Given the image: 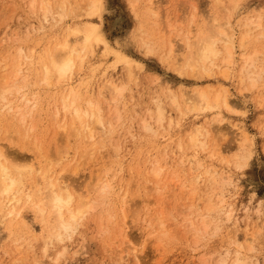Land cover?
Masks as SVG:
<instances>
[{
  "label": "rangeland",
  "instance_id": "rangeland-1",
  "mask_svg": "<svg viewBox=\"0 0 264 264\" xmlns=\"http://www.w3.org/2000/svg\"><path fill=\"white\" fill-rule=\"evenodd\" d=\"M220 1L227 10L232 2L234 5L229 9L232 18L224 20L233 27L234 57L225 66L227 55L220 45L221 56L216 60V66L219 62L218 66L228 68L225 78L218 68L209 75L198 71L200 77L174 69L187 54L179 36L190 30L194 41L205 30L210 14L216 11L225 16L222 9H214V0H104L100 20L76 10V0H71L62 20L60 14L55 16L60 11L54 3V15L47 21L38 8H30L31 0H0V91L10 92L7 97L0 94L6 99H0L1 146L11 155V163L16 159L13 164L34 166L32 175H26L30 177L24 182L26 193L36 185V168L41 165L51 176H60L64 185L69 184L70 193L74 190L78 198L89 196L92 206L61 241H50L49 233L56 229L50 222L42 224L32 210L24 209V219L13 222L0 215V264H235L238 259L241 264H264V0ZM258 17L263 28L254 29L252 36L247 33L250 40L240 49L247 31L242 25ZM97 24L105 39L85 54L83 66L66 80L55 75L50 86L41 83V63L51 45L66 37L74 38L70 40L75 43L78 36L68 33L70 27L87 32ZM170 40L175 46L171 55L167 52ZM148 42L155 44L151 55L145 47ZM21 48L24 53L20 56ZM119 55L131 65L116 63ZM250 55L256 57L254 68L263 70L261 78L253 76L257 78L254 88L249 73L242 70L243 57ZM18 56L22 68L16 81L12 73ZM254 68L249 72L256 71ZM105 84L121 88L115 100L110 90L100 95ZM4 85L8 86L5 90ZM72 86L84 95L82 105L90 96L94 102L98 99L102 110L106 127L94 125L93 144L86 132H77L78 122L71 125L70 115L60 112L56 116L62 94ZM197 88L207 94L209 106L188 113L182 94ZM222 89L236 104L233 112L212 103L213 95ZM171 94L178 97L179 111L170 101ZM24 96L38 107L31 110L22 100ZM7 102L25 112V120L18 121V133L12 135L14 140L5 138L4 124L11 122L3 108ZM160 103L161 121L157 114ZM218 115L220 122L212 126ZM63 124H70L66 131ZM199 126L209 127L211 133L200 138L205 149L189 144V135ZM207 168L215 171L216 179L207 177ZM103 182L108 184L105 195L100 192ZM208 194L214 203L206 210ZM189 198L190 205L185 203ZM124 230L129 240L123 237Z\"/></svg>",
  "mask_w": 264,
  "mask_h": 264
},
{
  "label": "bare ground",
  "instance_id": "bare-ground-1",
  "mask_svg": "<svg viewBox=\"0 0 264 264\" xmlns=\"http://www.w3.org/2000/svg\"><path fill=\"white\" fill-rule=\"evenodd\" d=\"M214 2H215L214 9H216V7H217V9H220V10L222 9V11L224 12L225 16L222 17V15L219 14V13L217 14L216 11L213 12L212 14H210L208 23L206 25H204L205 26V30L201 27L203 29V31H202V29H201L202 32L199 31L200 34H198L197 37H195L196 39H194V41H192V39L190 37L192 32L190 30H188L187 32L184 30L185 32H184L183 35L179 36L180 39L178 40V42H181V43L184 42L185 48L183 46L182 47H183V49H185L187 54H186L185 57H183V59L178 61L177 65L175 64V68L174 69L175 70H179L178 72L182 71L184 73L190 74L192 77H197V75H198L197 72L198 71H201L202 74L204 72L207 75H209V73L211 74V71H213L216 68H218V70L220 71L219 72L220 75H222L224 78L228 77L227 76V74L229 73L228 72V68L227 67L218 66L219 62H218V65L216 66V62H217L216 60H218V57L220 55V50H219L220 45H222V47L224 48L223 50L225 51V53L227 55L225 60H224L225 66L226 65H230L232 63V60H233V57H234V49H235V41H234V39L235 38H233L234 37L233 27H232L231 21L230 22H229V20L227 22L224 21V20L228 19L229 16H231V12L232 11L230 10L231 11L230 12L229 9H233V8H230V7L231 6L234 7V5H232L233 2L231 3V6H229L230 5L229 4L228 5L229 9L227 10V9H225L223 7L224 3L222 1L214 0ZM54 3L55 4L58 3L57 6L59 7V11H60V13L56 12L55 16L56 15L58 16L60 14V20H62L63 19V14L66 11L69 10L68 9L69 8L68 7V3H71V0H61V1L60 0H31V4H29V5H31L30 8L31 7L36 8V9L38 8V10H40L43 13L44 19L47 21L49 17L54 15V13H52V7H53ZM75 3H76V10L77 9H81L80 12L84 11L87 14H90L91 16L96 17L99 20L101 19L102 13H103V10H104V6H105L104 5V0H76ZM132 8L134 9V3L132 4ZM220 10H218V11H220ZM134 12L137 15V12L136 11H134ZM71 15H73V14H71ZM57 18H59V17H57ZM231 18H232V16H231ZM262 28H263V25H262V19L261 18L257 19V21H255V19H254V21L253 20H249L246 23H244L242 25L241 29H245L247 31L245 32L246 35H242V39L240 40L241 43L239 42L240 43V45H239L240 49L244 48L246 46L247 41L250 38V37L248 38L249 34H247V33L251 32V36H252V31L254 29L258 30V29H262ZM82 31H81V29L78 30V29H76L74 27L68 28V33L69 34H71L73 36H78L77 38H75V43H77V44H75L74 41L70 40V38H72V37H70V38L66 37V39L64 41L58 42V43L54 44L53 46L51 45V47L48 49V57H47V59L41 63L42 64L41 65L42 74H43V76L40 78V82L41 83H44V85L47 84V86L48 85L50 86V84H52V81L56 80V79L53 80L55 75L58 77L57 79L61 80L62 78H65V80H66V77L69 74L73 73L76 69H80V66L81 67L83 66V64L85 62V58H84L85 54L87 52L93 50L95 47L99 46L101 43L104 42L105 36L103 35L102 30H101V26L99 24L92 25V26L88 27L87 28V32H84V31L82 32ZM261 35H263V34L261 33ZM72 39H74V38H72ZM145 41H144V44H145ZM55 42H57V41H55ZM169 42H170V50L167 51V52L171 55L174 52V50H175V46H174L172 40H170ZM142 47H144V46H142ZM145 47H147L146 50H147V54L148 55H151V54L155 53L154 52V50H155V44L154 43L148 42L145 45ZM23 53H24V48H21V50L19 52V55L20 54L22 55ZM32 53H34V52H32ZM255 55H257V53H255ZM20 56H18L19 60L16 61L17 62L16 65L13 66L14 73H12V75L14 74L13 75L14 77H12V78L13 79L15 78L16 81H17L16 78H18L17 74L20 73V71H21L20 69L22 68V67L20 68V65H19L20 64L19 62L21 60ZM253 56L254 55L243 57L244 58V66L242 68L243 71H247L249 73L248 75H249V79L251 81V87L252 88H254L256 86L257 78H261V74L263 72L262 69H261V72H259L258 68H256V69L254 68L255 67V61H254L253 58L255 56L254 57ZM31 59L32 58H30L28 60H31ZM255 59H256V57H255ZM24 60H27L26 57L23 59V61ZM115 62L116 63L126 62L129 66L131 65L130 61L128 62L126 60V58L124 56H122V55H119L115 59ZM7 65L8 64L4 65L5 68H7ZM252 68H254L256 71L249 72V70L252 69ZM36 70H37V68H36ZM182 72H180V73H182ZM39 73L41 74V72H39ZM39 73H37V77H38ZM240 73H242V72L240 71ZM254 75L257 78H255V77L253 78ZM5 77L6 76H4V78ZM15 80H13V81L16 83ZM38 80H39V78H38ZM8 81H10V80H8ZM14 82H12V83H14ZM2 83L5 84L4 81H2ZM13 85H11V87ZM6 86L5 85L3 86L4 90H5ZM12 88L15 89L14 86ZM12 88H9V89H12ZM9 89L7 88V91H9ZM19 89L22 90L23 88L21 89L19 87ZM123 89H125V88H123ZM107 90L108 91L110 90V95H111L110 97L113 96L111 98L112 101H113V100H115L114 97L115 98L118 97L121 88L117 87V86H115L113 84H108V85L105 84L104 87L103 88L101 87L100 90H99L101 92L100 95H103V96H104V94L106 95L108 93V92H106ZM0 92H1L0 93L1 95H3L2 92L4 94H6V90L2 91V89H1ZM11 93H12V91H11ZM7 94H10V92H8ZM7 94H6V97H7ZM172 95L173 94H171V97H172ZM213 96H215V97H214V101L212 103H215V105L218 106V107L222 106L224 109H226L229 112H233L234 105H236V104H234V102H232V100L230 98V95H229L227 90H223L222 89L221 92L216 93V95H213ZM173 97H175V96H173ZM173 97L170 99V101H172L173 106L177 107L178 111H179L181 105H179V101L177 99L178 97L177 98L176 97L173 98ZM182 97H183L182 99L184 100L183 105L185 107V110H187L188 113H194V112H197V111H201L202 109H204V108L209 106V99L207 97V94L202 89H198L197 88V89H195L192 92L186 91L185 94H182ZM82 98H84V95L82 97V95L80 94L78 89H75V87H73V86L71 88H69L67 94H65V95L62 94V97L60 99L61 105H60V108H58V110L56 111L57 112L56 116L58 118V116H60V114H61L60 112L65 113V115H70L72 117L71 125L74 127L76 122H78L82 127L80 126L79 129L77 128L76 129L77 132H79L81 130L84 133L86 132V135L88 134V139L89 140L87 139V137H86V139L88 140L89 143L93 144L92 141H94V139H95V135H94L95 127H94V125L105 126L103 124L102 110L100 109V107L98 105V102H97L98 99L96 100V102H97L96 103V102L93 101V99H91L90 96H88V97L85 98V105H82V102H81ZM93 98H95V97H93ZM0 99H2V96H0ZM4 99H5V97H4ZM4 99H2V100L5 101L6 99L5 100ZM33 99H34V97H33ZM167 99H169V98H167ZM22 100L26 103V106H28V107L30 106L31 110H34L36 107H38V105H37L38 103L37 102L33 101L32 99H29L26 96L22 97ZM183 100H181V101H183ZM154 102H156V101H154ZM4 104H5L4 107H3L4 110H6L7 113H9L11 115L10 117H8L9 119L7 118L8 120H11V122H9L8 124H4V131L6 132V137L5 138H8L7 140H14V139H11L12 135L18 133V131H19L18 130V128H19L18 124H19V122L22 123L25 120V116H24L25 112H23L20 108L14 107L12 103H8L7 102V104L6 103H4ZM3 108H2V110H3ZM157 108H158L157 109L158 110L157 114H158L159 120L161 121L163 119L162 118V115H163L162 112L163 111H162L161 103L158 105ZM235 113H236V111H235ZM17 116H20L21 119H18L19 117L17 118ZM4 120L3 121L7 123L6 119H4ZM58 120H60V119H58ZM216 122H220L219 115L213 119L211 125L213 126V124H216ZM90 123L93 124V126ZM67 125H70V124H67ZM67 125L64 126V124H63L64 127H62L65 131H66V126ZM0 127H2V126H0ZM33 128L34 127L31 126L29 131H31ZM208 128L199 126L195 130H193L192 133L189 135V141H190L189 144L192 145V147L194 149H198V148H200V149L204 148L205 149V146L207 147V145H205V142H202V140L200 141V138L210 136L211 133H210V130ZM147 129L149 130L150 127H148ZM150 130H151V132H153L152 129H150ZM110 131H111V129H110ZM243 132L241 131L240 133H243ZM241 136L244 137V134H241ZM15 140L18 141V139H15ZM26 141H28V140H26ZM244 141L246 142V140H244ZM244 141H242V142H244ZM20 142H22V141H20ZM29 143L30 142H28V145H29ZM20 144L21 143H19V146H20ZM21 145H23V142H22ZM28 145H27V143H24L25 147H27ZM3 148H2L1 143H0V215H2L3 219L10 218L11 221L13 222L14 220H17L19 218L22 219V220L24 219L23 218V215H24L23 214V210L24 209L32 210V212H34L35 215H39L41 217V219H39V221L42 224L45 223V221L46 222H50V223L53 224L54 229H56L55 232L53 230L52 233H49L50 234L49 235L50 236V241H51V239H55V240L57 239V241L58 240H60V241L63 240V236L65 234H69V232H71V230L73 231V229L75 228L74 224L79 222V220L82 219L81 217H84L85 215H87L88 212L92 209L91 204H88V201L90 199L89 196L87 198L86 197L83 198V196L78 198L76 196V194L74 195V190L72 191L73 193H70L68 191V185L69 184L68 185H66V184L64 185L63 182L60 179V176L59 177L51 176L50 175L51 172L49 170H47V171L45 170L46 171L45 172L41 165H39L38 168H36V173H37L36 174L37 175L36 185L30 189V192L26 193L24 191V182H25V180L28 181L29 180L28 178H30V177L27 178L26 175H28V174L30 176L32 175V172L34 171L32 168L34 166L33 165L29 166V164L26 163V162H24V163H26L28 166L18 165V163L17 164H13V162L16 160V159H14L15 157H13L14 160H12L13 162L11 163L9 161L11 155H9L8 151L4 150ZM243 148H245V147L243 146ZM26 149H28V148H26ZM241 151H242V149H241ZM42 152H45V150L42 151ZM50 153H48V154H50ZM238 157H240V156H238ZM36 158H37V156H36ZM57 160H59V159H57ZM242 160L243 159H241V161ZM191 161H193L192 157H191ZM243 162H245V161H243ZM20 164H22V163H20ZM243 165H244V163H243ZM51 166H52V164H51ZM199 166L201 167V169H203V167H202L203 165L199 164ZM64 167H66V166L64 165ZM205 170H206L207 177H210V179L211 178L212 179H216V177H215L216 173H215V171L213 169H208L207 168ZM53 174H55V173H53ZM61 177H63V176H61ZM75 177H77V176H75ZM100 178H101V176H100ZM197 179H199V176L197 177ZM207 180H209V179H207ZM105 181H106V179H105ZM214 182H216V181H214ZM64 183H66V182L64 181ZM25 188H26V186H25ZM69 188H71V187H69ZM99 189H100V186H99ZM100 192H101V195H105L108 192V184L107 183L103 184V187L101 188ZM90 194H91V192H90ZM94 194H95V192H94ZM213 198L214 197H212V195L209 196V194L206 196V199L208 201V203L205 204V206L207 207L206 210L207 209L209 210L210 209L209 206H211L212 203H214L213 202ZM191 201H192V198H189V200L187 202H185V203L190 205ZM202 201H204V200H202ZM21 205L24 206V207H22ZM47 213H48V215H47ZM227 216L229 218H231V212H229ZM204 222H205V216H203L202 224H204ZM123 233L122 234H123V237L125 236V240H129V233L125 232V230H124ZM133 250H135V249H133ZM241 263L242 262L240 261V259H238L235 264H241Z\"/></svg>",
  "mask_w": 264,
  "mask_h": 264
}]
</instances>
